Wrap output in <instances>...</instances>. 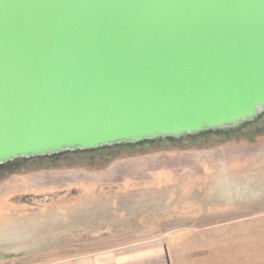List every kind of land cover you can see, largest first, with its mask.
<instances>
[{
    "label": "water",
    "instance_id": "water-1",
    "mask_svg": "<svg viewBox=\"0 0 264 264\" xmlns=\"http://www.w3.org/2000/svg\"><path fill=\"white\" fill-rule=\"evenodd\" d=\"M264 113V0H0V165Z\"/></svg>",
    "mask_w": 264,
    "mask_h": 264
},
{
    "label": "rangeland",
    "instance_id": "rangeland-1",
    "mask_svg": "<svg viewBox=\"0 0 264 264\" xmlns=\"http://www.w3.org/2000/svg\"><path fill=\"white\" fill-rule=\"evenodd\" d=\"M256 126L264 128V118ZM14 167L0 170V211L11 194L19 195L14 199L23 205L43 206L37 208L42 209L39 216L27 215L19 229L21 247L34 255L51 252L41 264H65L60 261L69 226L62 216L68 210L88 212L96 204L87 196L92 194L113 199L114 207L106 202L104 210L103 221L110 226L120 224L111 210L130 221L134 214L137 228H115H135L137 237L122 233L121 240L145 243L160 258L149 254L130 264H264V132L70 154ZM84 193L76 208L65 207ZM75 218L69 219L74 228L80 224ZM87 223L97 225L90 215ZM144 227L147 231L141 232Z\"/></svg>",
    "mask_w": 264,
    "mask_h": 264
},
{
    "label": "crops",
    "instance_id": "crops-1",
    "mask_svg": "<svg viewBox=\"0 0 264 264\" xmlns=\"http://www.w3.org/2000/svg\"><path fill=\"white\" fill-rule=\"evenodd\" d=\"M19 195H6L5 196V210L0 211V264H41V258H44L49 261L51 259V252L46 254L35 253L33 251L27 250L20 246L24 240V235L19 232L20 227L24 218L26 219L27 215L34 214L37 216L42 212L41 208L43 206H32V205H23L21 202L16 201V197ZM86 194L72 198V200H67L65 207H77V202L82 201ZM90 196L92 201L96 204L90 205L92 208H88V212L85 210L78 212H70L67 215L62 217V221L65 222L69 228L66 229L65 236L63 241L65 242V256L60 262H65V264H74L77 261L79 264H130L133 261L144 259L149 254L152 253L147 248L146 244H139L137 241H122L126 235L122 236V233L127 234L130 239H132L131 234L135 233L137 237L138 230L136 227V218L133 214L132 221L127 220L123 213L116 211L115 209L111 210L112 217L115 216L117 221L116 226L106 224L103 221L104 214L107 211H104L106 208V202L113 206L114 201L111 197L105 198L99 194L87 195ZM103 203V207H99L97 204ZM22 206H27L29 209H23ZM46 206H51L47 204ZM54 206V205H52ZM70 209V208H69ZM87 213V214H86ZM92 216L93 221L97 224L96 227H89L87 223V218ZM75 216L80 217V224L76 228L70 226L69 219L75 222ZM125 220L126 224L121 225V222ZM126 225H135L134 229H131L133 232L130 234L131 230L120 228L117 230L115 227H124ZM146 226V224H141ZM148 225V224H147ZM74 226V225H73ZM122 230V231H121ZM141 232L147 231L146 227L140 230ZM122 236V237H121ZM128 239V238H127ZM153 240V239H151ZM124 244V245H123ZM124 246V247H123ZM154 259L155 255H152ZM152 258V259H153ZM160 260V258H158ZM160 262V261H159Z\"/></svg>",
    "mask_w": 264,
    "mask_h": 264
},
{
    "label": "trees",
    "instance_id": "trees-1",
    "mask_svg": "<svg viewBox=\"0 0 264 264\" xmlns=\"http://www.w3.org/2000/svg\"><path fill=\"white\" fill-rule=\"evenodd\" d=\"M263 118H264V113H262L255 121L244 123L241 126L234 128V129L210 130V131L201 132L200 134H196V135L183 136L182 138H179V139L172 138V137L159 138V139H154V140H144V141H141V142H138L135 144H118V145H114V146L101 147V148H97V149L63 152V153L54 154L51 156L33 157V158H28V159H26V158L17 159L15 161L0 165V170L11 169V167L14 169V168H16L14 166H18V164L21 165V164H24V163L29 162V161H38V160H40V161L41 160L56 161V160L60 159L61 157L68 156L70 154L100 153L102 151H114V150H119V149H123L126 147L135 148L137 146H142V145H146V144H157V143H174V144H177L180 142H184L186 140H195V139L201 138V137L206 136V135L224 136L225 138H229L233 135H243L245 133H248L251 131V129L256 130L257 134H263L264 128H259L258 126L254 127ZM15 172L16 171H14V170L10 171L11 174H14Z\"/></svg>",
    "mask_w": 264,
    "mask_h": 264
}]
</instances>
